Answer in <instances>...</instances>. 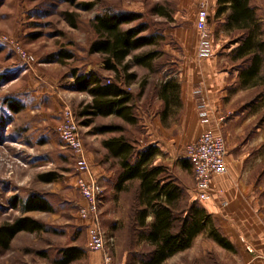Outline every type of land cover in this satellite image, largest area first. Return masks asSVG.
I'll return each instance as SVG.
<instances>
[{
    "label": "rangeland",
    "instance_id": "rangeland-1",
    "mask_svg": "<svg viewBox=\"0 0 264 264\" xmlns=\"http://www.w3.org/2000/svg\"><path fill=\"white\" fill-rule=\"evenodd\" d=\"M261 4L264 14V0ZM159 6L170 13V19L156 14ZM106 8L140 13L142 20L125 28L144 22L149 25L150 32L162 31L166 37L159 46H149L133 53L163 51L154 61V70L144 67L131 70L139 76L130 91L135 95L133 104L140 118L145 105L154 102L157 87L165 76L177 74L176 59L164 50L166 46L173 45L175 39L170 33L177 25L189 23L192 27L188 20L195 8L194 0H101L91 11H82L56 0H0V39H8V43L0 41V226L23 215L19 208H12L11 200L14 197L25 200L32 194H39L53 205L50 213L26 214L45 224L48 231L20 233L8 251L0 252V264H54L59 252L71 246L87 251V257L72 264H101V254L88 249V231L78 214L80 206L86 201L76 186V159L60 140L58 128L63 120L62 112L70 108L80 125V135L87 152L90 148L93 152L98 150L96 143L122 134L143 145L141 141L145 131L141 119L138 126H130L116 117L96 118L91 126L85 127L82 123L87 118L79 116L82 106L88 104L91 97L72 90L71 72H101L102 56L89 55L87 50L95 37L91 22ZM66 12L80 15L78 28H72L65 20ZM213 36L217 43L219 37L215 30ZM61 50L72 51L74 59L65 65L49 63V57ZM21 52L33 56L34 62H25ZM102 74L107 77L112 75L106 72ZM143 81L146 83L144 88ZM147 91L148 96L143 98L142 93ZM10 98L23 103L24 109L20 113L8 109L4 101ZM113 124L123 125L125 132H94L98 127ZM186 151L181 150L178 155L183 157L178 171V162L173 163L174 174H178V182L186 192L182 205L197 202L202 207L204 202L197 200L194 171ZM184 161H188L187 168L182 167ZM47 175L55 180L45 182L43 177ZM134 191L135 185H130L121 199V205L114 199L115 193L110 196L105 194L100 207L102 229L107 237L115 239L112 253L116 264H136L139 255L150 251L139 237ZM109 198H112V203L106 206ZM111 210L112 217L109 216ZM203 242L197 246L202 252ZM210 251V262L196 258V264H219L220 247L212 243ZM41 252L45 256L40 255Z\"/></svg>",
    "mask_w": 264,
    "mask_h": 264
},
{
    "label": "crops",
    "instance_id": "crops-1",
    "mask_svg": "<svg viewBox=\"0 0 264 264\" xmlns=\"http://www.w3.org/2000/svg\"><path fill=\"white\" fill-rule=\"evenodd\" d=\"M194 1L195 8L188 20L192 27L189 23L177 25L170 33L175 39L173 45L164 50L176 59L177 74L174 77L181 85V108L175 109L176 116L163 122L161 113L165 106L156 94L154 102L145 105L139 118L145 131L141 142L145 146L158 145L161 154L156 157L155 165L168 167L170 175L179 181L173 163L178 162V171L183 159L178 157L181 150L186 151L205 132L213 131L225 139L227 172L211 181V199L202 206L209 217L206 229L194 239L189 249L175 254L166 264H196V258L210 262L212 243L220 247L219 264H264V59L258 74L247 83L253 55L235 57L233 54L242 43L238 39L245 32L235 25L227 27L230 10L217 17L218 0H208L209 33L214 55L200 59L196 23L203 0ZM261 3L262 0H251L250 6L258 10L264 23ZM214 30L219 37L217 43ZM100 67L104 69L103 60ZM148 92L142 93L143 98ZM104 140L96 143L98 150L93 152L90 148L87 155L94 177L110 196L115 193L114 182L119 169L118 165L112 166L111 159H104L107 155ZM134 185L133 195L138 191L139 182ZM126 193L118 194V205L122 204L121 199ZM111 203L112 198L106 200V206ZM109 212L112 217V210ZM152 221L153 214L147 218V223ZM213 230L225 245L211 237ZM202 240L203 252L198 248ZM142 243L151 250L147 242Z\"/></svg>",
    "mask_w": 264,
    "mask_h": 264
},
{
    "label": "trees",
    "instance_id": "trees-1",
    "mask_svg": "<svg viewBox=\"0 0 264 264\" xmlns=\"http://www.w3.org/2000/svg\"><path fill=\"white\" fill-rule=\"evenodd\" d=\"M61 4L77 7L82 11H91L101 0H56ZM251 0H218L217 17L230 10L226 18L227 27L236 26L244 30L241 45L233 51L235 57L252 54V65L247 71V83L258 74L264 59V23L258 10L250 6ZM156 14L170 19V13L164 7H157ZM65 20L72 28H78L80 15L64 13ZM140 13L106 8L98 13L91 22L95 37L88 46L89 55H100L104 69L109 72L107 77L100 71L90 74L73 70L71 72L72 90L88 94L92 100L82 106L79 116L87 118L82 124L89 127L97 117L115 116L130 126H138L140 119L135 113L134 94L129 88L138 75L132 73L134 67H144L154 70V61L162 54L159 50L133 55L134 52L149 46H159L165 35L162 31L150 32L147 23L131 25L142 20ZM237 42V41H236ZM1 53V48H0ZM74 53L61 50L49 57V63L65 65L73 60ZM129 58H131L129 60ZM1 81V80H0ZM146 85L142 82V88ZM1 86V85H0ZM157 96L164 102L162 120L166 122L170 116H176V108H181V85L177 78L170 74L157 87ZM5 104L13 113L24 109L23 103L14 98L6 99ZM95 134L124 133L123 125L101 126L94 130ZM107 151L105 160L111 159L112 166L118 165L119 172L114 182L115 198L118 194L129 190L130 185L139 182L138 191L134 194L136 202V222L140 240L151 247L147 253L139 255L141 264H166V261L179 252L189 249L194 239L206 229L209 217L197 202L183 206L186 192L180 183L170 175L169 168L155 165L156 157L161 154L157 144L140 145L130 140L126 135L113 136L103 141ZM188 161L183 162L187 168ZM45 182H53L54 177H43ZM13 209H20L23 214L13 222L0 226V252L8 251L13 240L20 233H41L48 231L42 222L26 216L32 212L53 211V205L39 194H32L25 200L14 197L11 200ZM153 214V221L147 223V218ZM211 237L221 245L225 241L214 230ZM44 252L40 255L45 256ZM87 257V251L82 247L71 246L62 249L54 259V264H72Z\"/></svg>",
    "mask_w": 264,
    "mask_h": 264
},
{
    "label": "built area",
    "instance_id": "built-area-1",
    "mask_svg": "<svg viewBox=\"0 0 264 264\" xmlns=\"http://www.w3.org/2000/svg\"><path fill=\"white\" fill-rule=\"evenodd\" d=\"M196 29L198 57L204 59L213 56L209 33L208 0H203L201 3L197 14ZM0 41L8 43L6 38H1ZM21 55L28 64L34 62L33 56L22 52ZM62 119L58 135L62 143L74 154L78 172L76 186L86 201V204L80 206L78 214L88 231V249L102 255L101 264H116L112 253L115 239L107 237L101 225L100 207L104 203L105 189L93 175L87 150L80 135V125L73 111L66 108L62 113ZM186 156L193 167L197 200L201 202L210 200L212 179L227 172L225 139L213 131H207L197 142L188 146Z\"/></svg>",
    "mask_w": 264,
    "mask_h": 264
}]
</instances>
